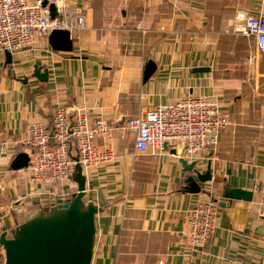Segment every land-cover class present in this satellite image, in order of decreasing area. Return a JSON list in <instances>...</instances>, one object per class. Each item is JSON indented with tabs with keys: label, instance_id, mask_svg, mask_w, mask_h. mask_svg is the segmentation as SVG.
Returning a JSON list of instances; mask_svg holds the SVG:
<instances>
[{
	"label": "crops",
	"instance_id": "crops-1",
	"mask_svg": "<svg viewBox=\"0 0 264 264\" xmlns=\"http://www.w3.org/2000/svg\"><path fill=\"white\" fill-rule=\"evenodd\" d=\"M70 3L87 11L89 26L71 36V52L54 50L49 37L12 54V64L0 52V236L6 231L12 238L54 202L74 198L73 180L36 185L28 170L11 164L28 153L18 142L29 124L50 128L58 108L74 116L86 109L91 122L101 118L113 128L116 156L87 177L84 200L99 209L92 264H264L257 204L264 178V55L255 38L234 31L241 14L264 15V0ZM149 62L156 70L145 82ZM37 68L48 71V81L34 76ZM199 95L215 97L231 125L197 161L201 173L211 165L212 181L191 194L180 146L136 154L127 121ZM227 188L252 192L253 200L226 201ZM210 199L220 205L217 228L205 246L191 247L190 212Z\"/></svg>",
	"mask_w": 264,
	"mask_h": 264
},
{
	"label": "built area",
	"instance_id": "built-area-1",
	"mask_svg": "<svg viewBox=\"0 0 264 264\" xmlns=\"http://www.w3.org/2000/svg\"><path fill=\"white\" fill-rule=\"evenodd\" d=\"M43 1L0 0V52H23L55 30H67L72 36L89 28L87 11L72 6L70 0H48L57 7L54 21ZM234 25L235 32L255 38L258 51L264 55V15L241 14ZM230 125L229 112L209 95L188 96L127 121V129L136 134V154L157 156L177 144L188 163L197 162L210 147H216ZM112 135L111 125L101 118L91 122L86 109L77 110L74 116L61 107L54 113L50 128L41 123L29 124L18 145L28 149L30 162L26 170L30 181L45 186L72 181L77 166L87 178L97 166L113 161ZM98 139L107 143L99 146ZM59 204L54 202L53 208ZM257 204L259 216L264 218V178ZM219 213L216 200L196 204L190 212L186 243L194 248L205 246L217 228Z\"/></svg>",
	"mask_w": 264,
	"mask_h": 264
},
{
	"label": "water",
	"instance_id": "water-1",
	"mask_svg": "<svg viewBox=\"0 0 264 264\" xmlns=\"http://www.w3.org/2000/svg\"><path fill=\"white\" fill-rule=\"evenodd\" d=\"M43 7H49L52 21L58 17L55 4L43 1ZM49 44L56 51L71 52L73 40L67 30H55L48 38ZM7 63L12 64V53L6 52ZM156 66L149 62L144 73V81H148L154 74ZM37 68L34 76L41 81H48L49 73ZM206 72L204 68L197 70ZM30 157L28 153L18 154L11 164V169L20 171L28 169ZM184 172L190 174L187 178V192L200 194L202 188L199 183L212 181L211 165L205 173L198 169V162L188 163L181 159ZM73 181L77 184V193L72 200L61 203L53 209L42 212L28 220L12 232V238H7L4 231L0 236V245L4 249V264H92L96 238V215L99 209L93 204H86L87 178L82 168L77 166ZM223 198L226 201L253 200V193L241 189H225ZM226 201L221 206L226 205Z\"/></svg>",
	"mask_w": 264,
	"mask_h": 264
},
{
	"label": "rangeland",
	"instance_id": "rangeland-1",
	"mask_svg": "<svg viewBox=\"0 0 264 264\" xmlns=\"http://www.w3.org/2000/svg\"><path fill=\"white\" fill-rule=\"evenodd\" d=\"M4 254H5V253H4ZM0 257H1V256H0ZM3 258H4V259H3ZM3 258H2V257L0 258V264H3V260H5V255H4Z\"/></svg>",
	"mask_w": 264,
	"mask_h": 264
}]
</instances>
